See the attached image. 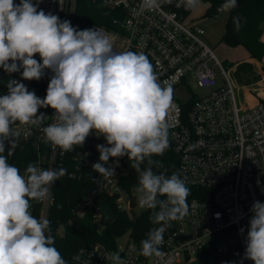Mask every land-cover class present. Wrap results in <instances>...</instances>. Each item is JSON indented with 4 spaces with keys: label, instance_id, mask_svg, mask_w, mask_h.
Returning a JSON list of instances; mask_svg holds the SVG:
<instances>
[{
    "label": "clouds",
    "instance_id": "1",
    "mask_svg": "<svg viewBox=\"0 0 264 264\" xmlns=\"http://www.w3.org/2000/svg\"><path fill=\"white\" fill-rule=\"evenodd\" d=\"M40 2L0 0V69L9 76L20 73L27 81L41 80L46 70L51 73L44 98L15 79L6 81L7 92L0 95V264H67L54 246L50 221L31 211V201L50 198L54 182L67 170H44L29 163L21 174L8 161L19 144L16 124L43 125L46 142L65 153L83 147L93 133L103 137L106 145L96 146L99 162L92 165L101 178L114 176L119 158L127 156L138 174L140 207L151 210V223L162 225L149 229L139 255L160 257L170 222L189 214L190 189L181 175L153 170L164 167L153 157L162 156L169 147L172 85L160 81L143 52L116 51L107 32L78 30L69 20L39 9ZM162 2L142 0L141 8L154 11ZM181 3L185 10L195 11L201 0ZM236 7L237 0H225L218 11ZM233 23L239 30L240 17H233ZM37 54L39 61L34 58ZM41 108H51L53 115H45ZM49 118L52 122L45 123ZM110 158H115L114 166L106 167ZM251 213L244 259L264 264V202L254 201ZM108 259L127 264L119 252Z\"/></svg>",
    "mask_w": 264,
    "mask_h": 264
},
{
    "label": "built area",
    "instance_id": "2",
    "mask_svg": "<svg viewBox=\"0 0 264 264\" xmlns=\"http://www.w3.org/2000/svg\"><path fill=\"white\" fill-rule=\"evenodd\" d=\"M77 1L41 0L39 9L58 15L61 20H69L78 30L96 28L107 32L116 51L147 55L160 81L169 82L173 88L167 122L172 150L178 158V173L189 188L203 190L205 198L191 199L189 214L182 221L170 222L164 232L160 257L139 255L140 247L127 231L116 239L113 248L96 243L79 250L71 262L112 264L109 255L119 252L127 264H201L213 250L215 256L229 259L233 264H253L244 259V253L252 204L264 202V104H248L246 100L238 103L230 74L202 40V21H195L193 11L185 10L181 0H163L161 7L154 11L142 10V0H90L109 13L102 18L104 24L78 21ZM14 2L19 4V0ZM214 2L201 0L206 4L201 17L229 14L230 10L218 11L225 0L216 6ZM34 58L40 60L38 54ZM50 76V71L46 70L41 80L27 81L22 80L20 73L9 76L0 69V93L6 94V81L15 79L35 91L37 96H46ZM194 87L206 93L197 96ZM39 111L49 117L53 115L51 108ZM51 122L49 118L45 123ZM42 127L13 126V130L20 133L19 140L32 143L35 163L39 167L44 170L65 168L66 175L60 180L96 179L94 191L72 207V217L90 216L99 233L102 215L94 205L98 194L113 197L117 208L130 219L140 214L135 215L136 208L140 207L138 198L132 194L136 188L127 191L120 184L125 173L120 158L112 177L101 178L92 170V165L99 162L96 146L106 145L103 137L97 138L93 133L83 147L74 146L72 151L65 153L46 142ZM29 131L31 135H27ZM114 159L110 158L105 166H114ZM60 180L55 181L58 186ZM57 188L53 184L50 198L31 201L35 217L48 219ZM67 223H71V219ZM160 226L152 223L151 228ZM62 227L59 225L57 231L62 232Z\"/></svg>",
    "mask_w": 264,
    "mask_h": 264
},
{
    "label": "trees",
    "instance_id": "3",
    "mask_svg": "<svg viewBox=\"0 0 264 264\" xmlns=\"http://www.w3.org/2000/svg\"><path fill=\"white\" fill-rule=\"evenodd\" d=\"M224 0H215L214 6L221 4ZM213 6V7H214ZM212 13V12H211ZM100 16V17H99ZM109 16L98 5L92 4L90 0H78L76 6V18L80 22L104 24L102 19ZM210 17L211 14H209ZM240 17V28L236 30L233 17ZM264 27V0H243L239 8L229 11L225 31L221 37V42L230 45L242 46L250 59L261 62L264 55V42L261 40ZM226 66V64H223ZM264 71V64L262 65ZM234 77L242 85L255 83L259 77L254 74L251 64H238L234 71ZM263 84V85H262ZM258 94L264 97V80L259 88ZM5 93H0V95ZM44 98V95L38 96ZM264 104V102H263ZM7 155V151L5 153ZM153 159L163 163V168L153 170L155 172L165 171L168 175L178 172V158L172 150L169 139V147L162 156H154ZM10 164L17 166L21 173L29 163H35V152L30 141L19 140L18 147L12 151L8 157ZM120 162L125 169L124 175L120 179L123 189L129 191L136 188L138 174L132 168L127 156L120 158ZM96 179L82 177L80 180L63 178L59 186L54 190L55 202L48 216L50 221L51 235L55 238V247L60 251L67 264H73L71 258L79 250L99 243L106 247L113 248L116 239L130 232L131 238L141 248V241L147 238V233L151 228L149 219L151 210H144L138 216L130 219L125 212L120 211L115 205L114 198L108 195L98 194L94 198V205L101 211L102 222L101 230L96 232V225L91 221L90 216L82 219L71 216L72 207L86 194L94 191ZM190 195L187 202L191 199H204L203 190L189 188ZM71 219V223L67 221ZM59 225H62V232H58ZM201 264H233L226 258L215 256L213 250L208 252L207 258Z\"/></svg>",
    "mask_w": 264,
    "mask_h": 264
},
{
    "label": "rangeland",
    "instance_id": "4",
    "mask_svg": "<svg viewBox=\"0 0 264 264\" xmlns=\"http://www.w3.org/2000/svg\"><path fill=\"white\" fill-rule=\"evenodd\" d=\"M205 9L206 4L201 3L198 9L192 12V18L195 21H202L200 25V27L204 31V34L202 35V40L212 50L213 54L222 63V65L226 64V66H223L230 74V78L232 79V82L235 86L238 103L242 104L244 100H246L247 102L249 100H253L252 104H255L257 102L263 103L264 97L260 96L256 89L260 87L262 82L261 74L264 75V73L258 71V68L255 69V66H252L254 74L260 77V80L258 79L255 83H252L247 86L238 83L237 79L234 77L233 74L236 68L235 65L245 61L248 58L247 52L240 45L230 46L221 42V37L223 36L225 31L228 15L226 13H223L222 15L217 17H201ZM259 63L261 64L262 61ZM193 92L197 96H202L206 93V90L194 87ZM132 194L135 198H138L139 196L137 192H133ZM143 210L144 208L141 207L136 208L135 215H138ZM124 239L125 238H122V240Z\"/></svg>",
    "mask_w": 264,
    "mask_h": 264
},
{
    "label": "crops",
    "instance_id": "5",
    "mask_svg": "<svg viewBox=\"0 0 264 264\" xmlns=\"http://www.w3.org/2000/svg\"><path fill=\"white\" fill-rule=\"evenodd\" d=\"M261 40L264 42V27H263V34L261 36ZM241 63L251 64L252 66H255V69L258 68V71L264 73V71L261 70L262 69V64H264V55H263V59H262V63L261 64L259 62L255 61V60H253V59H250L249 57L245 61H243ZM241 63H238V64H241ZM238 64H236L235 66H237ZM261 79L264 80V75H262V74H261ZM259 80H260V77H259ZM248 102H249V104H252L253 100L252 101L249 100Z\"/></svg>",
    "mask_w": 264,
    "mask_h": 264
},
{
    "label": "water",
    "instance_id": "6",
    "mask_svg": "<svg viewBox=\"0 0 264 264\" xmlns=\"http://www.w3.org/2000/svg\"><path fill=\"white\" fill-rule=\"evenodd\" d=\"M243 0H237V7L236 8H239L240 6V3L242 2ZM58 187V183L57 182H54V188H57ZM131 207H133V204H131Z\"/></svg>",
    "mask_w": 264,
    "mask_h": 264
}]
</instances>
